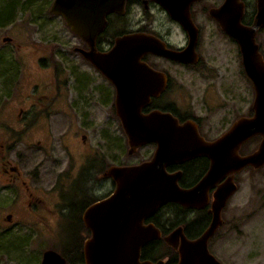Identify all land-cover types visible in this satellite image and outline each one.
<instances>
[{
	"label": "flooded vegetation",
	"instance_id": "obj_1",
	"mask_svg": "<svg viewBox=\"0 0 264 264\" xmlns=\"http://www.w3.org/2000/svg\"><path fill=\"white\" fill-rule=\"evenodd\" d=\"M221 2L223 0H193L187 7L186 14L188 13V19L183 15L184 20L181 22L169 15L167 10L156 0H122V4H118L117 10H112L105 14L103 27L94 35L93 48L90 47L88 41L83 40L67 26L71 33L70 35L78 39V44L72 45L69 51L82 61L81 66L83 67L80 69V64L69 65V76L73 84L71 87L73 93L67 109L64 112H50L49 101L46 103L33 101L29 110L37 108L41 111L36 112L33 116L30 112L21 113V108L18 113V120L20 127H22L21 130L35 126L36 120H38L43 125V130L47 131H51L53 125L57 126L59 121L61 126L58 131L59 144L71 157L70 142L77 143L80 147L79 156L82 158L78 161L82 169L77 171L78 167H76V170L71 171L69 175L53 176L48 182H43L42 177L39 176L27 177L32 184L29 185L24 178H19L21 172L16 165H12L9 161L2 162L3 177L8 181H18L19 179V184L23 187V193L25 194L26 207L32 210L38 208L45 212L48 211L46 215L49 214L53 221L56 222V231L64 226L68 234L67 243L60 245L58 248L53 244L49 245L37 254L34 261L29 260L30 263L28 264H31V262H33L32 264H41L42 253L47 249L59 253L64 259V264H87L86 258L89 252H85V245L93 238V228L103 231L108 229V226L111 227V223H114L115 228L121 227V215L106 213V207L114 195L113 190L116 186L115 180L106 174L107 169L111 166L134 165L149 161L156 148V143L150 140V142L144 143L135 149L134 153L146 148L147 155L141 159L132 162L116 160L115 154L117 150L120 152L121 149L126 155L134 153H127V137L115 112V85L102 70L83 57L81 50H91L96 55H100L113 46L116 38L133 34L152 36L154 38L152 45L159 43L160 46L162 44L170 51L187 49L188 57L194 59V62L179 61L152 51L143 52L138 58V62L144 64L130 66L131 72H125V76L130 78L136 100L144 101V105L140 107L141 113L146 114L152 110H159L174 115L178 123L189 120L195 124L199 136L204 141H213L224 133L235 119L240 116L249 117L252 114L250 113L251 106L247 107L245 114H238L236 117L232 116L225 128L220 132L216 130L210 134L211 130L216 128V125L212 124L213 119L211 117H206V113L182 112L178 111L173 105L175 103L174 98L179 100L196 95L191 93V87L194 83L193 78L199 82L194 88L199 90V99L205 109L211 111V109L218 107L219 104L222 105L220 100L223 98V93L219 89H212L214 87L213 83L216 84L217 88H219V85L209 74L211 70L207 67L206 56L202 52L204 50L203 47H205L206 51L208 50L207 45L208 42L211 43L210 39L222 38L230 43L231 50L235 53L234 57L237 67L240 66L239 71L248 83L250 81L244 74L241 54L236 41L219 27L220 25L214 17L209 15L212 9L221 5ZM241 2H243V13L240 23L243 26L251 25L256 12V1L241 0ZM191 39H193L192 45L190 44ZM255 41L258 44L257 49L264 62V24L256 29ZM177 67L181 70L177 69ZM150 69L156 72L152 81H150V77L153 76V73ZM193 74L195 75L194 77L192 76ZM115 76L117 79H121L123 74L119 71L115 73ZM153 84L156 85V88L152 86ZM213 94L217 99L215 102H210L209 98ZM104 105L110 109V112H108V116L102 118L99 127H93L95 116L90 114V110L92 107H103ZM74 118L78 119L77 124H73ZM80 119L82 120L81 122ZM109 120L112 122L116 121V125L108 122ZM89 122L91 123L90 126ZM88 133H98L102 138L107 139L112 161H104L107 156L102 150L96 152V155L90 149L86 153ZM117 135L120 136L118 137ZM253 138L258 139L254 146L257 145L260 140L259 135L248 138L238 146L240 155L250 151L243 148ZM37 142L40 143V140ZM40 147L44 148L42 145ZM208 167L209 159L204 155H198L181 162H169L164 165L163 169L166 174L178 172L177 185L180 188L187 189L201 180ZM248 168L249 166L243 169ZM241 170L233 173L232 179L236 184V189V176ZM225 178L226 176L219 180H213L205 193L198 196L191 204L185 205L174 201H166L153 209L152 212L142 215L140 219L135 218V221L130 225L127 224L132 230L139 229L142 232L141 243L138 247V261L155 263V261L161 260V264H177L179 260L178 247L181 240L185 238L191 242L197 239L209 226L212 220V195ZM106 184L107 187H105ZM44 185L47 186L46 190L48 191L45 190ZM69 186L72 188L70 192L67 191ZM44 196L52 198L51 206L46 205ZM228 199L223 207H225ZM94 204L101 206L98 213H88L89 207ZM223 207H220L219 212L218 220H220V223L206 241L208 252L221 264L223 262L216 256L215 248L225 242L223 236L218 238V235L225 225H230V219ZM43 218H45V215ZM2 220L6 223L0 224V227H2L0 239L4 240V243L0 245V253L8 259L17 261L20 258L17 255L21 251L27 246H33V243H31L33 237L26 232L19 234V227H17L16 233H12V228L16 227L10 223L12 221V213H7ZM115 230H121V228L112 229L111 232L113 233ZM155 230L157 235L149 236ZM112 233L109 235L110 238L105 240L107 244L111 243L114 237L115 243L118 240L117 243L121 245L123 236H116V234ZM166 235L171 236L170 242H166ZM133 237L130 234L124 243L129 245ZM135 240H137V233H135ZM35 242L37 243L33 247L42 245H38L41 243L38 238L35 239ZM219 242L221 244H217ZM223 245L225 244L223 243Z\"/></svg>",
	"mask_w": 264,
	"mask_h": 264
},
{
	"label": "rangeland",
	"instance_id": "obj_2",
	"mask_svg": "<svg viewBox=\"0 0 264 264\" xmlns=\"http://www.w3.org/2000/svg\"><path fill=\"white\" fill-rule=\"evenodd\" d=\"M51 1L18 0L14 20L0 24V224L6 223L2 219L7 213H12L10 223L16 226L12 228V233H16L19 227V234L26 232L33 237V246L37 243L36 238L41 241L38 245L42 244L40 247L27 246L17 255L20 256L17 261L0 253V264H28L29 260L34 261L42 249L52 244L58 248L67 243L68 239L64 226L56 231V222L49 214L46 215L48 211L26 207L25 194L19 179L8 181L4 178L2 162L9 161L16 165L21 172L19 178H24L29 185L32 184L27 177L39 176L43 182H48L53 176L69 175L76 167L77 171L82 169L78 161L82 158L79 156L80 147L77 143L70 142L71 157L59 144V121L57 126L53 125L52 130L47 131L43 130V125L38 120L35 126L21 130L18 120L21 108V113L30 112L33 116L41 111L37 108L29 110L33 101H49L50 112H64L73 93L69 65L82 64L69 51L72 45L78 44V39L70 35L61 15L47 12ZM4 2L5 0H0V9ZM24 3L27 5L23 6ZM6 36L10 38L8 41L3 40ZM219 39H210L208 50L203 47L202 52L205 53L207 67L211 70L209 74L219 85L217 88L213 83L212 89H219L223 93L220 100L222 105L219 104L211 111L205 109L199 99V90L194 88L199 83L195 78L191 93L196 95L179 100L174 98L173 104L178 111L206 113V117H211L216 128L210 134L225 128L232 116L245 114L253 100L251 83L239 71L240 66L237 67L230 43ZM82 68L81 66L80 69ZM216 99L213 94L209 101L215 102ZM108 112L110 109L105 105L92 107L90 114L95 116L92 126L99 127ZM77 120L74 118L73 124H77ZM108 122L116 125V121ZM87 139L86 153L90 149L96 155V152L102 150L107 156L104 161H112L107 139L98 133H88ZM257 140H249L243 149H253ZM146 155V148L132 155H126L120 149V152L116 151L115 157L116 160L132 162ZM236 181L237 189L223 207L230 219V225H225L218 235V238L223 236L225 245L217 243L221 245L215 248L216 256L223 264H264V165L257 169L241 170ZM44 187L46 190L47 186ZM67 191H72V188L69 186ZM44 198L46 205L51 206L52 198ZM1 229L2 227L0 232ZM3 243L4 240L0 239V245Z\"/></svg>",
	"mask_w": 264,
	"mask_h": 264
},
{
	"label": "water",
	"instance_id": "obj_3",
	"mask_svg": "<svg viewBox=\"0 0 264 264\" xmlns=\"http://www.w3.org/2000/svg\"><path fill=\"white\" fill-rule=\"evenodd\" d=\"M156 1L169 15L181 22L184 16L188 19L187 7L191 1L193 2V0ZM255 1L256 12L251 25L248 26L240 23L243 13L241 0H223L221 5L212 9L209 14L218 21L219 27L236 41L244 74L250 80L253 89L252 114L249 117L240 116L235 119L230 127L213 141H204L193 122L187 120L178 123L169 112L152 110L146 114L141 113L140 107L144 105V101L136 100L130 78L125 76V72H131L130 66L144 64L138 62L143 52L152 51L179 61L194 62V59L188 57L187 49L170 51L162 44L152 45L154 41L152 36L133 34L116 38L113 46L100 55L91 50H81L83 57L102 70L115 85V112L127 137V153H134L138 146L150 140L156 143L149 161L134 165L111 166L107 169L106 174L115 180L116 186L113 190L114 195L106 207V213L121 215V230L112 233V229H120L115 228L114 223L103 231L93 228V238L85 245V252H89L87 264H161V260L155 263L138 261L142 232L139 229L132 230L127 224L130 225L135 218L140 219L142 215L152 212L166 201L191 204L205 193L213 180L226 176L213 192L212 220L209 226L197 239L191 242L185 238L181 240L177 262L221 264L208 252L206 241L220 223L218 220L220 207L224 206L226 200L236 190V184L232 179L233 173L246 166L257 169L264 165V62L255 41L256 29L264 24V0ZM118 4H122V0H52L48 12L61 15L65 24L83 40L88 41L93 48L94 35L103 27L105 14L117 10ZM9 39L7 36L3 37V40ZM192 42L193 39L190 41L191 45ZM119 71L123 74L121 79L115 76ZM151 71L153 76L150 77V81L156 73ZM152 86L156 88L155 84ZM254 135L260 136L256 147L240 155L238 146ZM198 155H204L209 159V167L201 180L191 188H180L177 185L179 173L166 174L163 169L169 162H181ZM100 207L99 204H94L89 207L88 213H98ZM110 233L123 236L122 244L117 243L118 240L115 243L114 237L111 243L107 244L105 240L110 238ZM130 234L134 237L131 243L126 245L124 242ZM150 235L156 236L157 231ZM170 239L171 236L166 235V242H170ZM41 264H64V259L56 251L47 249L42 253Z\"/></svg>",
	"mask_w": 264,
	"mask_h": 264
},
{
	"label": "trees",
	"instance_id": "obj_4",
	"mask_svg": "<svg viewBox=\"0 0 264 264\" xmlns=\"http://www.w3.org/2000/svg\"><path fill=\"white\" fill-rule=\"evenodd\" d=\"M17 1L18 0H5L4 4H2V7L0 9V24H3L4 22H12L14 20L16 9H18L16 8L18 6ZM25 5H27V3H24L23 6ZM4 83L5 80L3 81V84ZM250 113H252V110H250Z\"/></svg>",
	"mask_w": 264,
	"mask_h": 264
}]
</instances>
